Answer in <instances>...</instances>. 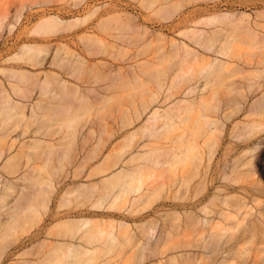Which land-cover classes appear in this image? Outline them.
Here are the masks:
<instances>
[{
	"label": "rangeland",
	"instance_id": "374dc122",
	"mask_svg": "<svg viewBox=\"0 0 264 264\" xmlns=\"http://www.w3.org/2000/svg\"><path fill=\"white\" fill-rule=\"evenodd\" d=\"M36 1L42 4L31 10L23 9L16 27L0 33V67L13 66L15 71L24 74L38 73L37 83L49 74L52 81L51 92L46 96L36 94L40 91L36 86L31 97L24 99L26 104L32 103L37 107L36 117L31 118L35 125L31 128L47 122L41 117L45 114L43 109H39L41 104L47 108L50 103L60 100L52 94L61 89L53 71L86 88V93H78L76 98L68 101L75 110L85 103L93 107L86 126L73 140L71 162H64L63 168L53 175L56 192L43 218L29 228H17L8 239L2 238L5 228H0V264H51L47 260L53 248L59 242L69 240L68 236L59 235L63 230L58 228V222L66 217H89L103 226L127 223L130 241L111 253H102L89 264H197V259L199 264H264V128L255 129L250 137L242 138L247 131V122L261 121L264 126V109L257 104L251 108L264 93V78L261 77L264 74L260 70L264 61V47L261 46L264 45V0H0V11L8 12L13 20V14L18 9ZM75 1L78 4H74ZM174 3L180 4L179 8L172 7ZM96 7H99L98 12L86 21L66 22L46 33L33 31L39 20L51 14L67 21L82 17ZM215 12L228 13V17L216 25L201 26L210 32L217 31L215 36L220 38L218 44L233 37L250 42L256 38L257 44L239 40L235 43L236 51L224 85L218 87L220 108L212 113L217 120L212 134L219 139L218 151L205 189H197L195 181V186L186 190L181 177L187 173V167L180 166L175 175H171L166 166L155 167L153 170L163 175L148 179L139 199L133 201L131 198L120 209L94 207L93 204L103 193L105 176L117 170L113 167L101 176L92 175L94 166L107 154L112 155L110 160L114 159L118 152L127 161L145 143L144 136L138 131L132 146L123 147L125 137L137 131L143 123L137 120L133 125L124 127V108L137 99V89H158L153 78L158 71L166 69L170 82L181 61L180 56L175 55L174 43L190 41L182 30L193 26V20ZM106 16L116 20L110 28L103 29L98 22ZM23 43L41 44L47 52L27 54L21 60H6ZM193 46L199 50L198 60H208L213 56L212 52L196 44ZM55 57L61 59V64L54 63ZM78 67L81 69L76 72ZM68 71L75 73L71 76ZM10 74L0 71V89H12L14 83L24 85L11 78ZM251 83L253 85L249 87ZM185 86L164 91L161 101L165 96L172 95L167 102H175L183 96ZM82 93L86 94H83L86 98ZM19 123L22 126L17 130L12 131L9 127L0 129V135L4 136L3 148L7 154L20 152L19 160L23 166L28 160L24 151L34 133L30 130L20 135L24 122ZM49 139L63 147L69 141L68 132L61 130ZM99 139L101 144L97 148ZM163 141L162 146L168 147L169 140ZM148 144L155 146L154 143ZM257 145L259 147L250 155L245 154L244 150ZM96 148L98 157L83 162L85 154ZM238 157H242L244 163L250 157L252 164L241 165L237 170L234 165L230 168L232 160ZM42 161L44 159L39 160V164ZM26 169L23 167V170ZM231 169L232 176L239 177L238 182L222 176ZM34 175L37 176L38 172ZM83 185L90 189L89 196L83 191L77 192ZM214 195L219 198L231 196L232 204L247 203L249 206L244 210L249 214L237 217L240 228H229L231 232L221 241L211 239L209 247H206L205 236L220 228H201L196 223V214L200 213L199 207ZM61 201L64 205L58 208ZM217 204L221 205L219 199ZM244 216L246 219L242 220ZM6 222L7 215L1 216V227ZM149 224L155 226L153 234L149 233ZM84 263L81 261L79 264Z\"/></svg>",
	"mask_w": 264,
	"mask_h": 264
},
{
	"label": "bare ground",
	"instance_id": "6f19581e",
	"mask_svg": "<svg viewBox=\"0 0 264 264\" xmlns=\"http://www.w3.org/2000/svg\"><path fill=\"white\" fill-rule=\"evenodd\" d=\"M41 4V1H36L24 5L13 14V20L8 12L0 11V33L4 29L12 31L16 27L23 9L31 10ZM74 4H78V2L75 1ZM173 6L177 9L180 4L174 3ZM98 10L99 7H96L82 17L71 18L67 21H64L63 17L60 18L56 14H51L39 20L33 26V31L38 34L46 33L58 29L66 22L73 20L86 21L93 17ZM71 13L73 15V12ZM227 17L228 13L215 12L206 15L202 19L193 20V26L182 30V34L190 41L182 40L174 43L175 55L180 56L181 61L170 82L167 80V70L163 69L153 76L158 84L156 91H147L143 88L136 90L137 99L123 110V126L129 127L137 120H142L143 123L137 131H132L125 137L123 147L127 149L132 146L138 131L144 136L145 143L127 161H124L121 153L118 152L115 153L116 157L114 159L110 160L112 155L107 154L94 166L92 175L100 176L107 173L111 168L117 167L116 172L105 176L103 193L93 204L94 207L120 209L131 198L133 201L139 199L142 191L147 186L148 179L163 175L153 170L155 167L166 166V170L171 175H175L180 166L187 167V173L181 177L182 185L186 187V190H190L193 185L195 186V181H197V189L200 191L205 189L208 173L218 151L217 142L219 139L212 134L214 125L217 123V120L212 117V113L219 110L221 103L218 87L224 85L231 59L236 51L235 43L240 38L233 37L222 40L218 44L220 38L215 36L217 31L210 32L205 26L202 27L201 25H216ZM114 20H116L115 17L106 16L98 24L101 28L108 29ZM239 41L249 42L251 45L257 44L256 38L252 42L249 40ZM191 42H193V45L196 44L202 47L205 51L212 52L211 59L198 60L199 50ZM261 46L264 47V45ZM43 52L46 53L47 50L41 44L23 43L6 60H21L27 54H40ZM55 58L54 63L61 64V59ZM79 62L82 63L83 61ZM14 69L16 68L13 66L0 67L1 72H10L11 78H16L24 84L14 83L12 89L7 87L4 90L0 89V129L6 130L9 127L12 131L17 130L22 126L19 121H23L24 125L20 135L30 130L34 135L30 137L27 149L24 151L28 160L23 166H21L19 160L20 152L7 154L3 148L4 136L0 135V159L3 158V162H0V184H2L0 185V217L7 215V222L3 227L0 225V228H5L2 230V238L4 239H8L17 228H29L43 218L44 213L51 205L53 194L56 192L53 175L63 168L64 162H71L73 140L80 129L86 126L93 107L89 103H85L75 110L68 101L76 98L75 96L78 93H86V88L71 80L62 78L60 73L53 71L57 80L55 82L61 89L52 94H54V97H60V100L54 104L50 103L47 108L43 104L40 105L39 100H37L36 103L40 105L39 109L45 111V114L41 117L47 119V122L36 125L37 127L32 129L31 127L35 125V122L31 118L36 117L37 107L32 103L26 104L24 99L31 97L36 86L40 89V91H36V94L47 95L51 92L49 88L52 81L48 77L49 74H46L37 83L38 73L24 74ZM80 69V67L76 68V72H79ZM260 70L264 74V61ZM68 73L73 76L75 72L68 71ZM261 77L264 78V75ZM183 84L187 86L182 91L183 96L178 100L168 103L167 100L172 96L168 95L165 96L163 102L161 101L160 98L164 91L168 92ZM252 85V83L248 84L249 87ZM237 103L241 104V102ZM255 104L264 109V93L260 99L253 103L251 108ZM259 108L256 109L259 111ZM246 127L247 131L242 134V138L250 137L255 129L264 128L261 121L247 122ZM61 130H66L69 136V141H65L63 147L49 139L50 137L53 139L54 135ZM259 130L261 131V129ZM238 136L240 137V135ZM148 140L150 141L147 142ZM163 140H169L168 147L164 148L162 146L164 144ZM148 143H154L155 146L150 147ZM257 143L259 144V142ZM100 144L101 139L97 142V148ZM258 147L257 145L244 150L245 154L250 155ZM97 148L87 152L83 157V162L86 163L97 158L99 155ZM42 159L44 161L39 164L38 161ZM243 161L242 157L234 158L229 167L231 168L234 165L235 170H237L241 165L252 164V158L250 157L246 163ZM23 167L27 169L23 170ZM232 171L231 169L229 173L224 172L222 176L226 180L238 182L239 177H233ZM36 172H38L37 176L34 175ZM82 191L89 196L90 189L86 185L77 189V192L82 193ZM10 196H13V199H9ZM230 198L232 197L228 195L223 198L214 195L199 207L200 213L196 214V223L201 228H220L219 231L213 230L211 234L205 236L206 247H209L211 239L218 238L221 241L225 235L231 232L229 228H240V219L237 217L249 214V211L244 210L245 207L249 206L247 203L235 202L232 204ZM218 199L221 201L220 206L217 204ZM63 205L64 202L61 201L58 208ZM245 219L244 216L242 220ZM58 224V228L63 230L59 232V235L68 236L69 240L65 243L59 242L53 248L54 251L49 254L47 260L51 264H79L81 261H84V264L93 263L102 253H111L118 246L127 244L130 241L127 234L128 230H126L127 223L119 226L109 223L103 226L89 217L74 219L66 217ZM54 228H57V226H54ZM147 228H149L150 234L155 232L153 224H149ZM74 239L78 242H75ZM122 239L124 243H122ZM199 263L200 260L197 259V264Z\"/></svg>",
	"mask_w": 264,
	"mask_h": 264
}]
</instances>
